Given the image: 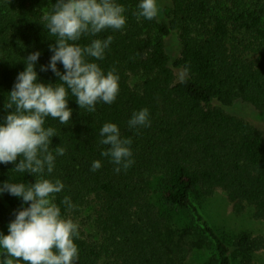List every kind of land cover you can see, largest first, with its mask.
Here are the masks:
<instances>
[{"label":"trees","instance_id":"16d2710c","mask_svg":"<svg viewBox=\"0 0 264 264\" xmlns=\"http://www.w3.org/2000/svg\"><path fill=\"white\" fill-rule=\"evenodd\" d=\"M167 1L163 16L145 20L136 15L138 0H117L126 10V25L95 37H113L104 59L94 61L119 76L112 104L88 112L70 96L67 125L46 118L45 127L56 130L51 147L65 149L49 178L64 184L54 197L61 215L79 225L76 264H189L201 250L210 253L193 264H255L264 250V235L228 236L202 205L222 191L234 213L249 209L264 221V132L229 111L241 101L264 112V0ZM55 3L0 0V121L12 111L5 108L8 93L30 53H41L39 80L58 81L51 70L40 71L55 45L43 25ZM172 35L180 42L175 58L167 46ZM92 38L77 43L84 46ZM142 108L149 110L150 126L129 129L132 112ZM106 122L132 139L134 164L118 174L101 156L107 146L100 144L99 131ZM94 160L102 163L95 172ZM14 167L0 164V183L35 182ZM65 196L72 210L61 203ZM27 206L21 198L0 195V231Z\"/></svg>","mask_w":264,"mask_h":264},{"label":"clouds","instance_id":"9594fccd","mask_svg":"<svg viewBox=\"0 0 264 264\" xmlns=\"http://www.w3.org/2000/svg\"><path fill=\"white\" fill-rule=\"evenodd\" d=\"M136 8L137 17L145 20H153L159 13L158 0H138ZM125 11L117 0H56L43 16L48 34L56 39L55 45L49 46L50 60L40 66V71L51 70L58 81L53 84L39 80L35 66L41 53L35 51L23 58L25 68L17 74L8 93L5 108L12 111L0 121V164H15L12 170L31 174L35 182L10 179L0 183V195L8 193L28 204L15 212V218L7 225V235L0 231V264H76L79 259L74 242L79 237V225L62 216L54 202L64 184L60 179L49 178L56 157L63 156L65 149L51 147L56 130L45 127V122L48 117L61 125L70 122V96L88 112H95L97 104L110 105L115 101L118 74L115 69L105 72L94 62L104 59L113 37H95L106 29L122 30L127 21ZM82 37L93 38L81 46L77 42ZM58 63L63 71L58 69ZM149 126L147 108L132 112L129 129ZM99 135L100 144L107 146L101 156L115 165L114 172L126 171L134 164L132 139L122 136L116 123H104ZM101 167V161L94 160L90 170L95 172ZM61 203L68 210L74 207L67 196Z\"/></svg>","mask_w":264,"mask_h":264},{"label":"rangeland","instance_id":"374dc122","mask_svg":"<svg viewBox=\"0 0 264 264\" xmlns=\"http://www.w3.org/2000/svg\"><path fill=\"white\" fill-rule=\"evenodd\" d=\"M167 2V0H158L159 16L164 15V8L167 6ZM167 46L169 53L175 58L180 52L178 36L172 35L169 37ZM176 71L178 76L182 77L183 72L181 70ZM229 111L258 124L264 132V112L257 111L252 105L241 101L229 108ZM202 205L205 214L216 229L228 236L234 237L244 231H249L254 235H264V221L256 220L249 209L241 215L234 213L230 202L222 191H218L212 197L204 199ZM183 217L186 218L184 214ZM92 229V227H89L90 231ZM1 231L5 235L8 234L7 229ZM209 253L208 250L197 251L190 259L189 264L196 263L199 257L206 259ZM255 264H264V250L256 254Z\"/></svg>","mask_w":264,"mask_h":264}]
</instances>
